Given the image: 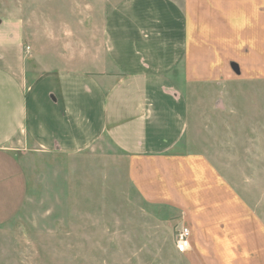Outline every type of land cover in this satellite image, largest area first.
Returning <instances> with one entry per match:
<instances>
[{"label":"crops","instance_id":"1","mask_svg":"<svg viewBox=\"0 0 264 264\" xmlns=\"http://www.w3.org/2000/svg\"><path fill=\"white\" fill-rule=\"evenodd\" d=\"M89 1L0 0V152L30 146L74 156L107 140L132 158L139 187L135 175L149 169L142 161L173 153L184 138L188 109L179 75L199 69L201 59H264V0H106L100 50L68 40L72 28L53 18L73 4L87 17ZM24 204L0 199V264H58L40 262L39 248L35 256L34 247L13 246L42 237L40 221L6 210ZM253 229L246 237L230 234L240 248L216 249L212 264H264L248 246L255 234L262 238ZM116 235L97 231L85 239Z\"/></svg>","mask_w":264,"mask_h":264},{"label":"rangeland","instance_id":"2","mask_svg":"<svg viewBox=\"0 0 264 264\" xmlns=\"http://www.w3.org/2000/svg\"><path fill=\"white\" fill-rule=\"evenodd\" d=\"M73 5L53 16L55 24L72 28L65 35L74 44L100 50L106 0H90L87 17ZM24 7L32 23L33 4ZM178 83L188 109L184 138L173 153L142 161L149 169L135 175L139 187L132 158L107 140L74 156L30 146L0 152V199L24 200L6 210L37 219L42 231L41 239L13 246L34 247L35 256L39 248L42 263L212 264L216 249L240 248L232 233L246 237L254 228L264 239V59H201ZM182 227L190 248L178 253ZM65 231L71 240L46 234ZM97 231L117 235L85 239ZM254 237L248 246L264 260V240Z\"/></svg>","mask_w":264,"mask_h":264},{"label":"built area","instance_id":"3","mask_svg":"<svg viewBox=\"0 0 264 264\" xmlns=\"http://www.w3.org/2000/svg\"><path fill=\"white\" fill-rule=\"evenodd\" d=\"M29 50V47H26V51ZM190 248L189 241V230L185 227H182L178 230L175 238V249L178 253H184Z\"/></svg>","mask_w":264,"mask_h":264}]
</instances>
